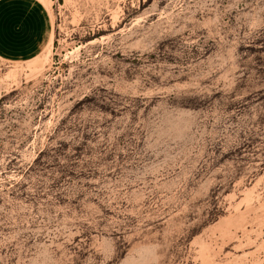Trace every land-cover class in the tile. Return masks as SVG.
<instances>
[{"label":"rangeland","instance_id":"374dc122","mask_svg":"<svg viewBox=\"0 0 264 264\" xmlns=\"http://www.w3.org/2000/svg\"><path fill=\"white\" fill-rule=\"evenodd\" d=\"M41 1L52 45L0 59V264H264V0Z\"/></svg>","mask_w":264,"mask_h":264},{"label":"crops","instance_id":"0c3cea01","mask_svg":"<svg viewBox=\"0 0 264 264\" xmlns=\"http://www.w3.org/2000/svg\"><path fill=\"white\" fill-rule=\"evenodd\" d=\"M53 37V18L41 0H0L1 60L30 61L52 45Z\"/></svg>","mask_w":264,"mask_h":264},{"label":"bare ground","instance_id":"6f19581e","mask_svg":"<svg viewBox=\"0 0 264 264\" xmlns=\"http://www.w3.org/2000/svg\"><path fill=\"white\" fill-rule=\"evenodd\" d=\"M51 48V47H50Z\"/></svg>","mask_w":264,"mask_h":264}]
</instances>
